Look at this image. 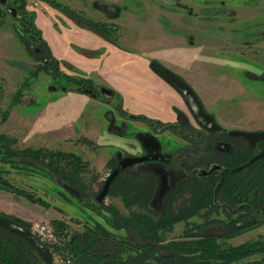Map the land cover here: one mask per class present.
Listing matches in <instances>:
<instances>
[{
  "label": "rangeland",
  "instance_id": "374dc122",
  "mask_svg": "<svg viewBox=\"0 0 264 264\" xmlns=\"http://www.w3.org/2000/svg\"><path fill=\"white\" fill-rule=\"evenodd\" d=\"M59 1L69 7L82 9L86 15L92 18L113 22L118 26L115 35L116 41L115 43L110 42L98 34L96 36V33L86 29L80 21L41 0H24V8L27 11H34L33 22L40 29L41 36L45 41L46 38L50 40L52 49L49 48L52 55L63 60L59 63L60 69L67 74L77 76L79 79H90V87L95 95L91 97L84 92L56 88L55 85L52 86L49 74L39 69L32 77L31 82L21 87L22 95L19 102L12 104L8 108L6 117L0 119V132L16 138V145L19 147L27 145L44 146L73 151L78 154L81 160L86 162L81 181L86 185L85 191L88 192L82 196L68 187L63 180L50 177L35 167L24 169L19 167V164L0 163V166L9 171L6 176L11 182L34 191L37 196L42 197L49 204L48 207H43L21 196L0 190V212L20 217L29 224L35 221L50 223L52 218H61L66 221L68 232L81 229L82 223L91 225L93 221H97L111 232L124 235L126 233L124 228H115L105 221L106 217L110 218L112 215L108 207L110 206L122 215H127L129 210L139 213L146 212L148 209L146 202L150 198L151 188H155L154 199L160 200L166 189L179 176L184 175L181 168L176 169L175 163H171V165L168 162H141L137 164L138 168L131 173H123L118 178L119 185L117 187L128 193L127 197L132 199L133 204L126 206L120 192L116 190L105 193L101 199V207L92 206L89 200V195L98 187L100 188L106 174L113 168L119 157L127 151L134 154L140 152L139 143L131 134L137 135L139 130L144 129V125L137 120L131 121L127 117L128 115L119 116V112L116 111L118 103L119 108L124 109L125 112L131 111L136 115L143 113L146 117H152V119H157L163 123H169L174 119V107L176 106L168 98H163L160 93L146 90L151 84L155 85L154 82L159 79L166 83L164 77L157 73V66L160 67V65L156 63L153 67L148 65V59L152 57L148 55V48L153 47L156 41H161L169 33L188 39L216 42L226 49L234 44L238 50L242 51V54L254 53L260 66H264V3L261 0H241L242 5L237 6V13L234 10L228 13L224 11L208 13L209 11L206 10H197L196 4L190 3L196 2L195 0H180L186 7L164 5L159 0H105L120 5L117 13L106 15L98 8L90 7L89 2L91 0ZM252 14L253 17H250L249 15ZM23 17L20 14L11 16L0 5L1 109L6 107L16 85L29 77V69L42 63L37 53L32 52L31 48L18 35L19 32L26 35L23 30H20ZM203 17L207 20H201ZM80 29L88 30L91 36L95 35L98 38L97 44H95V39L92 41L94 45L92 47L81 44L79 42ZM69 35H72L70 39ZM46 43L48 44L47 41ZM68 45L77 54L99 59V67L103 68L104 65L105 70L107 65L104 64V54L114 55L118 50H123L121 48L127 47L129 49L127 51L131 54L127 68H130L136 76L133 77L138 82V90L135 88L136 94L138 92L140 95L135 97L136 100L130 97V99H124L122 94L115 90L114 87L118 86L123 88V92H129L126 86L124 87L125 84L122 85V82L119 81L118 76L122 75L121 72H111L115 77L113 76L111 83H108L105 73L101 71L104 69H98L99 72L92 74L91 72L95 70V67L84 70L78 68L73 61L61 57L60 54L62 53L64 56L73 54L70 53L71 50ZM48 46L50 45L48 44ZM108 48L111 49V52ZM165 48L166 45L163 43L161 49L164 50ZM146 70L151 72L152 76L146 75L145 77L143 73H147ZM252 70L258 71L255 66ZM100 74L103 75L104 79ZM107 76L109 77V74ZM131 81L134 84V81ZM87 84L86 82L85 85ZM259 85L264 87L261 81ZM168 86L170 85L168 84ZM100 87L110 90L111 95L107 96L101 93ZM130 88H132L131 85L128 87L131 91ZM258 91L259 93L264 92L259 87ZM130 95L133 96V91ZM124 100H127L132 108H130L131 106H124ZM261 109L250 110L246 113L245 118L252 119V123L264 124V109ZM107 113L117 131L110 130ZM187 115L189 121L196 125L189 113ZM227 128L231 127L227 126ZM149 131L154 133L164 149L174 150L177 146L186 144L183 139L169 130L154 132L149 129ZM83 138L92 143H86ZM233 139L234 141L237 140L235 137ZM202 151L190 159H195L196 156L204 153V150ZM190 159L189 161H192ZM223 159H225L223 156L218 158V160ZM156 167L159 169H155ZM152 170L155 172L153 184L149 181L150 174L148 173ZM166 173L167 178L164 177ZM207 188L206 182L201 181L197 184L191 183L188 191L194 202H197ZM218 198L216 196V199ZM158 207L159 205H157ZM208 207V204L201 205L196 214L188 217L185 221L173 223L164 232L165 238L183 237L184 222L201 223L204 219L211 217L225 219L221 207L217 205ZM68 217H73L75 220H69ZM246 217H248L247 214L244 219H247ZM221 228V223H206L200 227V231L215 233ZM261 237H264V220L225 239V241L235 245ZM127 255L126 257L125 253L122 259L132 258V254ZM53 257H56V260ZM59 258L61 259L57 254L52 255L53 264H68L67 262L61 263Z\"/></svg>",
  "mask_w": 264,
  "mask_h": 264
},
{
  "label": "trees",
  "instance_id": "16d2710c",
  "mask_svg": "<svg viewBox=\"0 0 264 264\" xmlns=\"http://www.w3.org/2000/svg\"><path fill=\"white\" fill-rule=\"evenodd\" d=\"M13 1L16 3L18 14L24 16L21 21L20 30H23L26 35H23L22 32H19L18 35L31 48L32 52H34L33 47L39 48L37 55L42 63L31 67L29 69V77H26L16 85L7 101L6 107L0 108V119L6 117L8 108L12 104L19 102L22 95L21 87L31 82L32 77L39 69L49 74L52 86L55 85L56 88L85 92V86H90V79L82 80L60 69L59 63L63 60L57 59L52 55L48 44L41 36L40 29L34 25V11H27L24 8V0ZM41 1L63 11L77 21H80L86 29L92 30L94 33L115 43V35L118 28L116 23L92 18L86 15L83 10L70 8L58 0ZM91 6L98 8L106 15L115 14L120 8V5L117 3L105 0H92ZM155 63L160 65L157 59H148L150 67H153ZM165 70L181 79L177 74L167 69ZM86 82L88 83L87 85H85ZM119 99L121 100V97ZM199 105L205 111L200 101ZM175 112L178 117V121L175 124L177 123L179 127L175 132L178 135L184 136L181 133L183 132L182 130L186 129L185 117L179 110L175 109ZM206 113L213 118L211 113ZM106 115L110 130L116 131L110 115L108 113ZM134 116L139 117L138 115ZM165 126L167 125L163 124L160 129ZM214 126L215 128H221L215 121ZM83 140L86 143H92L88 139L83 138ZM263 145L264 140L258 141L254 145H249L242 139L240 143L234 146L231 152L224 155L210 149L209 153L211 152V157H217V159L220 156L225 157V159L220 161L227 167L240 165L260 151H263V154L243 168L224 172L219 180H216L212 176H205L200 179L194 174L185 179L178 178L166 189L160 200L154 199V194H156V192L154 193L155 188H151L150 198L146 202V206L148 207L146 212L139 213L129 210L127 215H122L109 206L108 210L112 212V215L110 218L106 217L105 221L115 228H124L126 232L124 235H117L111 232L97 221H93L91 225L82 223L81 229L68 232L65 220L52 218L49 222L52 225L55 237L59 239L57 238L51 244L43 243L51 255L53 253L59 255L68 264H264V237L235 245H231L225 241V239L264 220ZM197 148L198 145L196 144L191 152L197 154ZM184 151L188 150L185 149ZM191 152L190 155L192 156ZM199 157L202 158L203 155L200 154L195 159L189 158L192 161H189V159L186 161L185 159L184 165L188 163L191 164L189 166H192L198 162H203V159ZM0 163L9 165L19 164L18 166L24 169L35 167L50 177H57L63 180L68 187L77 191L82 196L88 192L85 191L86 185L81 181L86 162L82 161L79 155L73 151L31 145L19 147L16 145V138L0 132ZM133 170L131 167L122 169L110 181L106 191V193L110 190L120 192L126 206H130L133 202L132 199H128L126 191L117 187L119 185L118 178L121 174L126 172L131 173ZM8 173L7 169L0 166V190L9 192L15 196H21L43 207L49 206L34 191L11 182L6 176ZM148 173L151 178L148 177L149 181L153 184L155 172L152 170ZM201 181H205L208 188L199 197L197 202H194L188 188L191 183L197 184ZM217 183V197H219L220 201L229 206H235L240 202L242 205L241 211H237L233 216L228 211H225L227 214L225 219L211 217L204 219L201 223L184 222L183 237L166 239L164 232L173 223L181 220L185 221L191 215L196 214L201 205L216 206L212 200V193L213 187ZM98 189L89 195L92 206L96 208L101 207L102 204V200L99 202L93 200ZM157 205H159L158 208ZM208 208L207 211H209ZM223 210L225 209L223 208ZM3 214L29 228L30 224L20 217L12 214ZM246 214L248 217L244 219ZM68 218L69 220H75L73 217ZM206 223H221L222 228L215 233L201 232L200 227ZM125 253L126 257L128 256L127 254H132V258L122 259ZM0 264L43 263L38 253L25 239L0 225Z\"/></svg>",
  "mask_w": 264,
  "mask_h": 264
},
{
  "label": "crops",
  "instance_id": "0c3cea01",
  "mask_svg": "<svg viewBox=\"0 0 264 264\" xmlns=\"http://www.w3.org/2000/svg\"><path fill=\"white\" fill-rule=\"evenodd\" d=\"M80 31L79 42L81 44L92 47L94 46L92 44L94 39L96 40L95 44H97L96 34L91 36L86 29H80ZM71 36L69 35V39ZM72 38L74 39V36ZM46 41L52 49L50 40L46 38ZM163 43L166 45L164 50L161 49ZM153 45V47L148 48V55L156 58L163 66L186 81L199 97L204 108L214 115L219 124L247 130L264 129V124L260 122L252 123V119L245 118L246 113L250 110L264 109V92L259 93L258 91V87L261 88V91L264 90V87L259 85V81L249 79L243 75V70H250L253 65L251 57L244 60L243 56L235 49H222L216 42L188 39L184 36L180 37V35L169 33ZM68 48L70 49L69 45ZM121 49L123 50H118L114 55L104 54V64L107 65L108 70L104 69V65L103 68L99 67V59L77 54L73 49H70V53L73 54L64 56L62 53L60 56L73 61L84 70L95 67V70L91 72L92 74L99 72L98 69H104L101 71L105 73L108 83H111L110 81L114 76L112 73L121 72L122 75L118 76L119 81L122 82V85L125 84L124 87L126 86L129 92H123V88L121 89L118 86L114 87L115 90L121 93L124 99L133 98L136 100L135 97H138V94L140 95L138 92L136 94L138 82L133 78L135 74L132 73L130 68H127L131 54L127 51L129 50L127 47ZM108 50L111 52L110 48ZM104 55H102L103 58ZM143 74L145 77L146 75L152 76L149 71ZM100 75L104 79L103 75ZM131 80L134 81V84ZM154 83L155 85L151 84L146 90L160 93L163 98H168L173 104L182 108L180 97L167 83L160 79ZM122 85L120 84V86ZM129 85L132 86L131 91L128 89ZM132 91L133 96L130 95ZM123 104L124 106H131L127 100H124Z\"/></svg>",
  "mask_w": 264,
  "mask_h": 264
},
{
  "label": "flooded vegetation",
  "instance_id": "af4514ba",
  "mask_svg": "<svg viewBox=\"0 0 264 264\" xmlns=\"http://www.w3.org/2000/svg\"><path fill=\"white\" fill-rule=\"evenodd\" d=\"M195 1L196 2H190V3L196 4L197 10H199V9L206 10V11H209L208 13H214V12L215 13H220L222 11L228 13L231 10H234L237 13V6L238 5H242V1L241 0H195ZM91 2H92V0L89 2L90 3V7H91ZM261 2L264 3V0H261ZM44 3H46V2H44ZM63 4L66 5L65 3H63ZM162 4H164V3H162ZM0 5L2 6L3 10L8 12L11 16L18 15L17 6H16V3H14L13 0H0ZM164 5H167V4H164ZM171 5H176V6H179V7H186V5L181 3L180 0H176V3L175 4H171ZM66 6H68V5H66ZM70 8H73V7H70ZM74 9H77V8H74ZM80 10H82V9H80ZM249 16L253 17V14L249 15ZM246 17L248 18V16H246ZM201 20H207V19H205V17H203ZM234 23H236V22H234ZM96 36H98V35L96 34ZM220 47L222 49H226V47L225 48H223L222 46H220ZM35 48H38V47H36V46L33 47V51L35 53H39V48H38L37 51L35 50ZM227 49H235L238 53H240L243 56L244 60H246L248 57H251L253 59V61H252L253 65L251 66L250 70L244 69L243 70V75L245 77L249 78V79L257 80L259 82L261 81V83L264 84V66H262V65L260 66L259 60L255 57L256 55L254 53L251 52V53L242 54L241 53L242 51L238 50L235 47L234 44H231V46L229 48H227ZM160 65H161L160 66L161 68H163V69L165 68V69L171 71L170 69H168L165 66H163L161 63H160ZM254 66L258 69V71L256 70L257 72H254L252 70ZM78 68H80V67H78ZM166 72L169 73L168 71H166ZM171 72H173V71H171ZM157 73L160 75V73L158 71H157ZM169 74H171V73H169ZM172 76H174V75H172ZM175 78L179 79L178 77H175ZM164 80L178 94V96L181 99L182 106L185 108V109L183 107L180 108V107H178V106H176L174 104L176 106L174 108L179 110L182 113V115L185 117L186 124H187L185 126L186 129H184V130L180 129V130L183 131L181 134H183L185 137L182 136V135H178L177 132H175L176 130L179 129L178 124L177 123L175 124V122L178 121V117L176 115L175 109H174V113H175L174 119L172 121H170L169 123H163L162 121H158L157 119H152V117H146V115L143 114V113L138 115L139 117H135L134 115H136V114L131 113V111L130 112L126 111V112H128L126 114L124 109L119 108V105H118L119 103L117 105L115 104L116 105V111L119 112V116L122 117L124 115H126V116L128 115L127 117L131 121L137 120V121H140L144 125V129L142 128L141 130H139V133H137V135L131 134V136L134 137L138 141L139 147H140V152L138 154H134L131 151H127L121 157L132 156V155L133 156H135V155L136 156H140V155H157L155 158H150V159H144V160H141V161H137V162H135L133 164L125 166L124 168L131 167L132 170L136 169V168H138L137 164L141 163V162H153V163L168 162L169 164H171V163L174 164L175 163L176 169H180L181 168L184 171V175L181 176V177L179 176L178 178H184L185 179L188 176H190L191 174H194V175H197V177L200 178V179H202L205 176H212L216 180H219L220 176H222V174L224 172H227V171H221L220 169H217V168H213V170H210V168H209L210 165L211 164H218V165H220L222 167H226V168H231V167H227V166L224 165V163L222 161L218 160L217 158L211 157L210 153H209V150L213 149L214 152L219 153V154H223V155L225 153L231 152L234 149V146L237 143H240L242 139L243 140H245V139L242 138L241 136L229 134L228 131L233 130V129H240V128H236V127L227 128L226 126H222L221 124H219L215 120L214 115L211 112L207 111L204 108V106H203V108L205 109V111L212 114L213 118H211V119H212L213 126L212 127H206V126L202 125L201 123L196 121L195 117L193 116L192 112L190 111L189 107L187 106L186 101H185L183 95L180 93V91L177 88H175L170 82H168L165 78H164ZM179 80L184 82L185 84H187L190 87V85L186 81H184L182 78L179 79ZM85 88H88L91 93H87V92H84V93H86L87 95H89L91 97H93L95 95L94 91L92 90V88L90 86H88V87L85 86ZM101 88L102 87H100L99 89H101ZM192 91L194 92V90H192ZM194 94H195V96H197L195 92H194ZM110 95H111V91L109 90V93H108L107 96H110ZM196 98L201 102V100L199 99L198 96ZM201 104H202V102H201ZM186 112L189 113L191 119L196 123V125H193L189 121L188 115H187ZM149 121H150V123H149ZM214 121L221 128H215ZM163 124H165L167 126H165L164 128L160 129V127H162ZM115 129L117 131V128H115ZM149 129H152L154 132L155 131H160L161 132V131H164V130H169L170 132H172L177 137H180L181 139H183L186 142V144L177 146V148L174 149V150L173 149L168 150L166 148L164 149L162 147L163 145L161 144L159 139L154 135V133L149 131ZM244 130H247V129H244ZM257 130H262V129H257ZM234 137H235V139L237 138L236 141H234V139H233ZM262 140H264V139H262ZM258 141H261V140H258ZM258 141H256V142H258ZM196 144L198 145V148L196 149L197 153L202 151V150H204V153H201L203 155L202 159H203L204 163L203 162H201V163L198 162L196 165H192V166H189L191 164H188V163H187V165H184V160L185 159L187 161L189 158H191L192 156L195 155V153L191 152V150L195 148ZM263 147H264V145H263ZM185 149L188 150V151H184ZM196 150H194V151H196ZM190 152L192 153V156L190 155ZM121 157H119V158H121ZM115 164H116V162H115ZM115 164H114V166H115ZM124 168H122V169H124ZM155 169H159V167H156ZM164 177L167 178V173H166V176L164 175ZM164 185H166L165 182H164ZM215 186H218V183L216 185H214V187ZM214 187H213V193H212V200L214 201L215 205L221 207L222 209L223 208L225 209V210H223V212L225 214V217L227 216L225 211H228L229 213H231L232 216L235 215L237 211H241V206L242 205H241L240 202L237 205H235V206H229V205H226L225 203H223L222 201H220L219 198L216 199L217 189L214 191Z\"/></svg>",
  "mask_w": 264,
  "mask_h": 264
},
{
  "label": "water",
  "instance_id": "95a60500",
  "mask_svg": "<svg viewBox=\"0 0 264 264\" xmlns=\"http://www.w3.org/2000/svg\"><path fill=\"white\" fill-rule=\"evenodd\" d=\"M160 1L167 5L176 3V0H160ZM35 50L37 51L38 48H35ZM157 71L160 73L162 77H164L168 82H170L175 88H177L180 91V93L183 95L186 101L187 106L189 107L190 111L195 117L196 121H198L199 123H201L202 125L206 127H212L213 123H212L211 117L203 111L192 89L184 82L180 81L179 79L175 78L171 74L167 73L163 68L157 66ZM100 90L104 95H108L109 93V90L104 87H102ZM84 91L87 93H91L88 88H85ZM228 133L232 135L241 136L247 141L249 145H254L256 141L264 139V129L262 130L233 129V130L228 131ZM262 154H263V151H260L259 153L252 155L244 163L236 167L226 168L218 164H211L209 168L210 170H213V168H217V169H220L221 171H227V172L235 171L237 169L245 167L246 165L251 163L253 160L259 158ZM156 156L157 155H140V156L132 155V156H124V157L119 158L116 161L115 166L106 174L99 190L94 195L93 200L95 202H99L101 199H103L111 179L122 168L130 164H133L137 161L155 158ZM216 189H217V186L214 187V191ZM0 225L13 231L14 233L18 234L23 239H25L38 253L43 264H53L52 256L48 248L46 247V245L28 227L21 225L20 223L11 219L10 217H8L7 215L3 213H0Z\"/></svg>",
  "mask_w": 264,
  "mask_h": 264
},
{
  "label": "built area",
  "instance_id": "2783aa9c",
  "mask_svg": "<svg viewBox=\"0 0 264 264\" xmlns=\"http://www.w3.org/2000/svg\"><path fill=\"white\" fill-rule=\"evenodd\" d=\"M29 229L42 241L47 244H51L56 241V237L53 232V228L47 221H35L32 222L29 226ZM56 255V254H52ZM51 255V256H52ZM54 258V257H53ZM60 259V258H59ZM56 260V257L54 258ZM61 263L66 262L62 258L60 259Z\"/></svg>",
  "mask_w": 264,
  "mask_h": 264
}]
</instances>
